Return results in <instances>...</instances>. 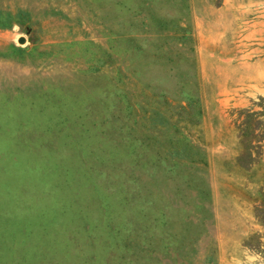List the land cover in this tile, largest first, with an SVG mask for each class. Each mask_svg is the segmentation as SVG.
Listing matches in <instances>:
<instances>
[{
  "label": "rangeland",
  "instance_id": "rangeland-1",
  "mask_svg": "<svg viewBox=\"0 0 264 264\" xmlns=\"http://www.w3.org/2000/svg\"><path fill=\"white\" fill-rule=\"evenodd\" d=\"M261 103L264 0H0V264H264Z\"/></svg>",
  "mask_w": 264,
  "mask_h": 264
},
{
  "label": "trees",
  "instance_id": "trees-1",
  "mask_svg": "<svg viewBox=\"0 0 264 264\" xmlns=\"http://www.w3.org/2000/svg\"><path fill=\"white\" fill-rule=\"evenodd\" d=\"M261 104L262 110L260 111H255L251 108H242L237 113L238 119L236 126L242 145L239 158L245 154H249L252 157L250 147H256V142L264 141V103ZM252 158L254 159V157ZM261 202L259 206L255 207V215L264 224V197Z\"/></svg>",
  "mask_w": 264,
  "mask_h": 264
},
{
  "label": "clouds",
  "instance_id": "clouds-1",
  "mask_svg": "<svg viewBox=\"0 0 264 264\" xmlns=\"http://www.w3.org/2000/svg\"><path fill=\"white\" fill-rule=\"evenodd\" d=\"M16 27H18V26H16ZM24 38H25V40L27 41V37H24ZM249 259H252V258L250 257Z\"/></svg>",
  "mask_w": 264,
  "mask_h": 264
}]
</instances>
